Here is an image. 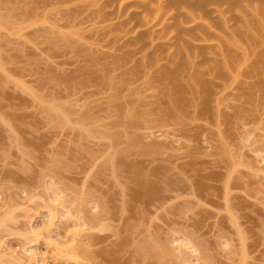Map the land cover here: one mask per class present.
Segmentation results:
<instances>
[{"label": "rangeland", "instance_id": "rangeland-1", "mask_svg": "<svg viewBox=\"0 0 264 264\" xmlns=\"http://www.w3.org/2000/svg\"><path fill=\"white\" fill-rule=\"evenodd\" d=\"M123 1L0 0V264H264V0Z\"/></svg>", "mask_w": 264, "mask_h": 264}, {"label": "bare ground", "instance_id": "bare-ground-1", "mask_svg": "<svg viewBox=\"0 0 264 264\" xmlns=\"http://www.w3.org/2000/svg\"><path fill=\"white\" fill-rule=\"evenodd\" d=\"M121 1H123V0H121ZM127 1H128V0H127ZM127 1L124 0L123 2L118 3V6H116L117 9H119V10L121 11L123 8H126V7H127V4L129 3V2H127ZM129 1H130V0H129ZM131 1H132V0H131ZM131 1H130V2H131ZM137 1H138V0H137ZM140 1H142V0H140ZM178 1H179V0H178ZM190 1H191V0H188V1H185V2L183 1V2H184V3L187 2V4H188V3H190ZM133 2H134V0H133ZM133 2H131V3H133ZM168 2H169V1H168ZM183 2H182V0H181V2L179 1V3H183ZM134 3H136V1H135ZM134 3H133V4H134ZM137 3H138V2H137ZM139 3H144V2H139ZM179 3H178V5H179ZM194 3H196V2H194ZM171 4H172V3H171ZM171 4H168V5H171ZM199 4H200V2H199ZM129 5H130V4H129ZM188 5H189V4H188ZM202 5H203V3H202ZM125 6H126V7H125ZM172 6H173V5H172ZM198 6H199V5H198ZM123 10H124V9H123ZM263 13H264V12H263ZM129 14H130V13H129ZM128 21H130V20H128ZM254 21H257V22H258V20H253V21H251V24H252V22H253V24H254V23H257V22H254ZM247 23H248V21H247ZM262 23H263V22H262ZM262 23H261V21H260V23H257V24H259V26H260V24H262ZM249 24H250V23H249ZM253 24L251 25L252 27L255 26V25H253ZM257 24H256V26H257ZM262 25H263V24H262ZM251 26H250V28H251ZM129 27H130V26H129ZM262 27H264V26H262ZM262 27L259 28V27L257 26V28H256L257 31H260V32H261V30H263ZM250 28H249V29H250ZM258 28H259V29H258ZM256 29H255V30H256ZM263 32H264V31H263ZM263 32H262V33H263ZM262 35L264 36V34H262ZM139 37H140V36H139ZM133 38H134V37H132V39H133ZM140 39H141V38H140ZM140 39H139V40H140ZM134 40H135V39H134ZM230 58H231V59H230ZM230 58H229V59L232 60V57H230ZM223 61L226 63L227 59H226V60L223 59ZM137 64H138V67H139V63H137ZM137 64H136V65H137ZM257 67H258V66H256V68H257ZM171 71H173V70H171ZM171 73L173 74V72H171ZM174 74H175V73H174ZM164 76H165V75H164ZM173 76H174V75H173ZM178 107H179V106H178ZM178 107H177V108H178ZM174 109H175V108H174ZM57 198H58V197H57ZM76 230H77V229H76ZM76 230L74 229V230H73L74 232H72V234H75V235H76V232L79 231V230H78V231H76ZM80 230H81V229H80ZM79 232H80V231H79ZM75 235H71V236H74L73 238H71V240L74 241V239H75ZM69 240H70V239H69ZM73 241H72V242H73ZM49 244H50V242H49ZM54 247H55V246H54ZM56 247H57V246H56ZM60 248H61V247H59L58 249H60ZM140 250H141V249H140ZM27 252H28V251H27ZM29 252H30V251H29ZM29 252H28V253H29ZM31 252H32V251H31ZM33 253H34V252H32V254H31V256H30L29 258H31V257H32V258H35V255H34ZM25 254H27V253H25ZM22 256H23V254H22ZM23 257H24V256H23ZM22 259H23V258H22ZM34 260H35V259H34ZM28 261H29V260H28ZM36 261L38 262V260H36Z\"/></svg>", "mask_w": 264, "mask_h": 264}]
</instances>
